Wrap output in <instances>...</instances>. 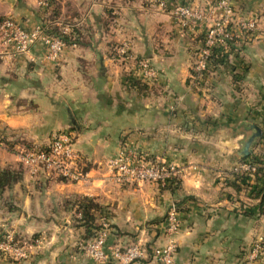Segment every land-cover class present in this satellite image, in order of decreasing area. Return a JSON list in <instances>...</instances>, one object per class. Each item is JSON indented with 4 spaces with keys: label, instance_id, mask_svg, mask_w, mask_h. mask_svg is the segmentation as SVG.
Returning a JSON list of instances; mask_svg holds the SVG:
<instances>
[{
    "label": "crops",
    "instance_id": "1",
    "mask_svg": "<svg viewBox=\"0 0 264 264\" xmlns=\"http://www.w3.org/2000/svg\"><path fill=\"white\" fill-rule=\"evenodd\" d=\"M72 1L76 26L91 32L57 61L41 41L12 57L0 40V170H23V145H45L63 129L74 132L80 154L77 178L24 169L0 194V229L32 239L29 259L0 264H96L83 250L79 196L99 204L95 224L109 226L108 249H147L131 264H159L152 249L167 242L174 203L183 209L176 264H243L264 236V162L253 163L258 174L241 168L252 160L244 148L258 129L250 155L264 161V0L235 1L236 40L202 77L195 63L211 20L183 25L172 8L210 14L217 0H171L165 9L151 0ZM29 12L19 23L30 29L39 22ZM255 16L257 30L242 31L239 23ZM123 42L133 55L127 62L112 56ZM140 60L150 61L155 77L142 75ZM124 147L172 165L179 189L118 181L110 160ZM252 264H264V253Z\"/></svg>",
    "mask_w": 264,
    "mask_h": 264
},
{
    "label": "built area",
    "instance_id": "2",
    "mask_svg": "<svg viewBox=\"0 0 264 264\" xmlns=\"http://www.w3.org/2000/svg\"><path fill=\"white\" fill-rule=\"evenodd\" d=\"M161 8L170 5L171 0H151ZM236 0H217L215 10L207 14L201 7L189 4H179L172 8L175 17L183 25L207 23L211 25L206 30V38L203 48L197 54L195 70L199 77L202 71L210 66V56L214 49L226 53L230 43L234 40L236 32L233 25L237 24ZM44 7H51V0H41ZM214 13L216 16L213 18ZM257 17H251L239 23L242 31L255 32L258 28ZM70 29L64 27L63 32ZM0 40L4 47L13 57L27 53L36 42L41 41L46 46V58L57 61L66 47L61 37L50 35L45 31V26L38 23L33 28H26L12 17H6L0 25ZM118 59L127 62L133 59L128 42L117 46ZM144 77H155V71L149 60L137 62ZM20 161L31 176L49 174L51 176H64L75 179L79 173L76 165L80 154L74 147V135L69 131H61L56 134L52 141L44 147L23 150L20 153ZM116 178L120 182L140 183L145 181L158 182L163 186L169 185L176 177L175 168L165 162L149 158L127 147L110 160ZM242 169L254 172L256 164L245 163ZM180 230V211L176 203L172 204L165 217V233L168 237L166 244L152 249L153 257L159 264H176L178 249L177 234ZM110 230L108 225L98 229L95 235L85 242L84 251L96 264H108L116 259L121 264H131L142 259L147 254V249L141 243H134L126 248H107V239ZM41 241V240H40ZM39 242V241H38ZM32 244L16 240L14 235L9 234L0 242V250L9 253L14 258L26 259L31 256ZM264 253V236H257L245 255L243 264H252Z\"/></svg>",
    "mask_w": 264,
    "mask_h": 264
},
{
    "label": "trees",
    "instance_id": "3",
    "mask_svg": "<svg viewBox=\"0 0 264 264\" xmlns=\"http://www.w3.org/2000/svg\"><path fill=\"white\" fill-rule=\"evenodd\" d=\"M52 4V15H51V20L53 19H58V20H63V23H68L71 25V29L68 33H64L61 31V28L59 25H55V23L49 27L47 25L45 26V31L50 34V35H55L61 37L66 45H85L87 42V36L91 32L90 27H86L85 30L83 31L82 28H79V26H76V20L80 17L79 10L76 8L74 2L72 0H51ZM50 9V10H51ZM49 10V11H50ZM108 15L111 17V10L108 9ZM6 17H0V25L4 21ZM111 24V23H110ZM111 28V25L110 27ZM249 33V32H248ZM236 40V38H234ZM233 40V41H234ZM232 41V42H233ZM231 46V43H230ZM230 49V47H229ZM228 49V50H229ZM114 58H118V52L117 48L112 54ZM224 56V53L221 52L219 49H214L213 54L209 57L210 58V63L212 65L217 64L220 59ZM209 71V68H206L202 71L203 76ZM195 76L199 77V72L195 70ZM5 140V139H2ZM27 144V143H26ZM25 145V144H24ZM24 147V146H23ZM28 147V148H26ZM24 147L26 150H29V147L31 148L32 146L27 144V146ZM251 158L252 160L250 163H263L264 161L260 160L259 158L253 157L252 155H249L245 159ZM259 163V164H260ZM23 170H17V169H12L11 167L4 168L0 170V194L3 192V190L11 186L17 182H19L22 179L23 171L24 169L26 170L25 166L22 164ZM263 169L261 167H257L255 170V174L260 173ZM246 172L242 171V179L244 180L247 178V174L244 175ZM249 173V171H248ZM59 180L61 181H68L70 180L68 177L64 176H56ZM169 187L173 190L176 191L180 187V181L176 178L173 179L172 183L169 185ZM191 199V197H190ZM75 204H77V209L79 212L82 214L81 218V223L82 225L85 226L86 228V237L91 239L96 231L100 229V227L95 224V211L100 208L99 204L93 199L88 196H79L77 200L75 201ZM178 206V210L182 211L183 209L180 206V203H176ZM33 239H36L34 236Z\"/></svg>",
    "mask_w": 264,
    "mask_h": 264
},
{
    "label": "rangeland",
    "instance_id": "4",
    "mask_svg": "<svg viewBox=\"0 0 264 264\" xmlns=\"http://www.w3.org/2000/svg\"><path fill=\"white\" fill-rule=\"evenodd\" d=\"M40 1L41 0H0V17H8L9 16V17L14 18L18 22H20L19 20H20L21 17H23L25 19L26 18L25 15L29 11L32 12V10H35V12H33V13H35V16H37L38 22L42 23L43 25H47V26L50 27L51 24L53 25L55 23V25H59L60 27H62L61 31H63L64 27H68L69 29H71V25L68 24V23H63V20H58V19H56V20L52 19L51 20V15H52V12H53L52 6L51 7H44L42 4H40ZM84 30H85V28H84ZM61 131L72 132L73 135H74V142H75V134L70 128L63 129ZM61 131H59V132H61ZM59 132L55 133L53 135V137L56 134H58ZM53 137L51 138V141H52ZM50 142H48L45 145H38V144L29 143V146L30 145L32 146L31 148L29 147V149H34V148H37V147H44V146H47ZM23 146L26 147L27 144L25 143V145H23ZM24 147L20 150V153L23 150H26V148H28V147H26V148H24ZM9 234L14 235L16 240H20V244H23V242H25V241L28 242V243L32 242L31 238H26L24 235H21V234L15 232L14 230H10V229H9V231L8 230H4V228L0 229V242L3 241L5 239V236H7ZM83 250H84V246H83ZM26 259L14 258L9 253H5L3 250H0V260L1 261H5V262L6 261H15V262H18V261H23V260H26Z\"/></svg>",
    "mask_w": 264,
    "mask_h": 264
},
{
    "label": "water",
    "instance_id": "5",
    "mask_svg": "<svg viewBox=\"0 0 264 264\" xmlns=\"http://www.w3.org/2000/svg\"><path fill=\"white\" fill-rule=\"evenodd\" d=\"M262 133V131L260 129H258L257 133H254L252 135V137H250V139L247 141L245 148H244V156H249L251 154V145L254 141V139L258 136H260Z\"/></svg>",
    "mask_w": 264,
    "mask_h": 264
}]
</instances>
